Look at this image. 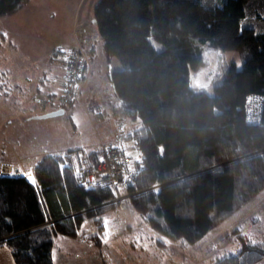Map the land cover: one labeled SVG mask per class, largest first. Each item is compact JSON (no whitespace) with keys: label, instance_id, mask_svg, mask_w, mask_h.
Here are the masks:
<instances>
[{"label":"trees","instance_id":"trees-1","mask_svg":"<svg viewBox=\"0 0 264 264\" xmlns=\"http://www.w3.org/2000/svg\"><path fill=\"white\" fill-rule=\"evenodd\" d=\"M29 1L0 0V17ZM248 2L98 0L94 9L107 55L121 61L111 82L127 120L124 139L141 154L123 194L172 241L199 242L264 189V32L246 25L249 12L264 22V5ZM215 48L241 51L243 67L233 65L213 94L193 89L191 71ZM45 100L56 102L36 106ZM252 101L261 111L256 123L246 110ZM85 153L90 164L100 155ZM33 173L35 188L27 178L0 177V248H9L16 264H53L58 238L103 247V217L118 210L117 192L88 185L71 150L42 158ZM239 238V251L214 264H264V242Z\"/></svg>","mask_w":264,"mask_h":264},{"label":"rangeland","instance_id":"rangeland-1","mask_svg":"<svg viewBox=\"0 0 264 264\" xmlns=\"http://www.w3.org/2000/svg\"><path fill=\"white\" fill-rule=\"evenodd\" d=\"M226 1L204 0V4L207 7L223 6ZM250 1L251 4H255L256 9H259V5H264V0ZM97 4L98 0H30L17 14L0 17V71L5 73V77H0V148L3 147L4 151L12 147L23 150L24 143L31 142L35 137L39 143L45 141L46 151L47 145L55 149L60 145L70 148L84 138L88 142L92 139L98 142V129L90 123L91 120L96 121L91 106L98 102L100 106L108 109L107 105L100 104L103 100L100 99L102 93L105 94L104 100L109 102L108 104L117 99L111 74L112 70L120 68L121 61L106 53L104 39L100 36L99 28L94 21L93 13ZM256 16V13L249 12L246 25L256 27L258 33L264 32V22L261 23ZM262 16L264 17V14ZM77 31L84 32L90 41H93L95 49L93 57L97 60V66L93 68L94 76L91 74V77L93 83L95 79L98 86L91 83L87 93L84 95L77 93V98L73 101L74 109L70 107L64 114L49 118L48 123L41 120L38 129L30 130L23 123L27 111H21L20 108L30 105L35 96L38 100L60 101V95L49 97L58 78L55 67L60 66L53 58L56 55L61 60L67 51L75 47ZM152 42L155 44L154 40ZM156 46L161 48L159 44ZM59 49L63 51L60 52ZM204 55L202 67L191 71V86L195 90L207 91L210 94L214 93V87L224 80L233 65L241 69L245 62L241 51L215 48L204 51ZM114 63H118V67H115ZM46 73L55 77L52 80L50 78L41 80ZM23 85L34 89L35 93L37 89L40 92L29 97L23 96L22 90L21 94V91H17ZM246 108L247 112L251 111L252 116L260 115L257 102H250ZM107 109L105 112L102 111V114L99 113L101 117L103 115L108 117ZM126 121L124 117L122 123L125 124ZM38 149L42 150L39 147ZM129 150L134 158H138L137 151ZM86 151L90 150H73L75 157L76 152L86 156ZM121 193L123 194V190ZM117 209L107 213V217L113 219L119 226V231L112 237L109 245L93 248L80 238L62 237L60 239L71 243L60 241L59 247L55 248L56 261L72 263L76 256L85 262L88 261L89 264H214L218 257L239 251L241 248L239 235L254 242H264V189L250 201L236 208L233 213L226 215L211 232L193 244L182 240L172 241L153 230L130 201L122 202ZM136 235L142 237L141 244L135 243ZM144 243L149 246L147 250L142 246ZM57 251L61 252L60 256ZM84 261L83 263L87 264Z\"/></svg>","mask_w":264,"mask_h":264},{"label":"built area","instance_id":"built-area-1","mask_svg":"<svg viewBox=\"0 0 264 264\" xmlns=\"http://www.w3.org/2000/svg\"><path fill=\"white\" fill-rule=\"evenodd\" d=\"M76 45L65 53L63 59V66L65 68V80L63 93L60 101L53 100L41 101L39 108L45 110L46 107L51 108H68L69 105L77 98V93L86 80L90 68L91 60L89 55L90 38L84 33L77 31ZM62 52V49H59ZM97 117L103 121L104 115ZM258 117L251 115L250 121L255 122ZM124 117L117 116L118 125L121 127L124 123ZM128 144L124 139V132H120L114 142L104 143L99 146L98 151L100 155L96 162L90 164L83 153L76 152V162L81 170V175L85 177V181L90 186H97L102 189L110 188L117 192L118 199L124 201L128 197H122L121 191L129 187L131 179L135 176V169L133 170V163L139 162L141 154L138 150V158H134L130 151H128ZM23 177L26 178L24 172L16 165L1 160L0 161V177Z\"/></svg>","mask_w":264,"mask_h":264},{"label":"crops","instance_id":"crops-1","mask_svg":"<svg viewBox=\"0 0 264 264\" xmlns=\"http://www.w3.org/2000/svg\"><path fill=\"white\" fill-rule=\"evenodd\" d=\"M74 32H75V29H74ZM73 36L75 38V34ZM75 44H76V38H75ZM90 45L91 46L89 47V49H90L89 52L91 53L92 68H90V71H89V74H88L86 80L82 83L83 85L79 89L78 95L81 94V93H82V95H84L85 93L88 92V90H90L91 83L93 85L96 83L95 79H94L95 83H93V81H92L93 79L91 77V74H92V76H94V69L93 68H95L97 66V60H96V58L93 57L95 49L93 47V41L92 40L90 41ZM54 59L57 62L60 63V66L59 67H55V68H57V72L55 74H58V78L55 80L54 90L51 91L52 94L49 97H53V95H55V96L56 95H60L61 96V94L63 93V87H64L63 83H64L65 76H66L65 68L63 66L64 57H62V59L60 60L59 56L57 57L55 55L53 60ZM110 60L111 59H109V62H110ZM118 65H119L118 63H114L115 67H118ZM52 73H53V71H52ZM46 74L47 75L41 80H44L46 78H50L52 80L55 77V75L51 76V74H48V73H46ZM0 76H4L5 77V73L3 71L2 72L0 71ZM17 81H19V80H17ZM37 84H39V83L37 82ZM97 86H98V84L96 83V87ZM21 90L23 91V93H22ZM26 90L28 91V93H26ZM17 91L18 92L21 91L20 94L22 93L23 96H27V97H29L30 95H33V94H36V93L40 92L37 89V91L35 93L34 89L31 90L30 88L25 87L24 85L21 86V88L17 89ZM114 94H115V92H114ZM104 95L105 94L102 93V96H101L100 99H103V100H102L101 103L100 102L99 103L101 105L102 104L107 105L108 109L100 106L98 104V102H95V104H93L91 106V108H93L92 110L90 109L94 113V119L96 118V121L94 120V122H93L91 120L90 123L93 124V127L95 129H98V135H97V137H98L97 141L98 142H96L94 139L89 140L90 142H88L84 138L81 142L80 141L77 142L74 146H72L70 148L60 145V146H58L57 149H55V148L51 147L50 145H47L46 146L47 151H46L44 149V144H45L44 142L45 141H42L41 143H39V142H37V138L35 137V138H33L34 140H32L31 142H25L24 143L23 150H17L15 147H12V149H8L7 148L4 151L3 147L0 148V160L2 159V160H5L7 162L14 163L17 167H19L21 169L22 172L27 173V171H32L33 172V169L35 168L36 163L39 162L42 158L46 157L47 155H58V154L70 152V150L71 151H73V150H81V149H84V150H91V149L92 150L93 149L98 150L100 145H102L104 143L114 142L116 136L120 132L124 131V133H125V131H126V128L124 129L122 126L120 127L121 128L120 129L119 126H118V122H117V116L119 115L118 111H119V108L121 106L120 105L121 102L118 99V97L116 96L117 99H114V102L110 103L111 104L110 105V104H108L109 102L104 100L105 99ZM37 100L38 99L35 96V98H33V102H30V105L22 106L20 108L21 111L22 110L27 111V114L23 117V123H25L26 126L28 128H30V130L36 129L37 126L39 125V123L41 122V120H46L45 121L46 123L50 122L49 118H45L44 119V115L45 114L42 115L41 112L43 113V111H41L36 106ZM74 105L75 104H73L71 106V109L75 108ZM106 109L108 110V113H107L108 117L105 116L106 117L105 119L107 121L106 122L103 121V123H102V122H100V119L97 117L96 114H99V113L102 114V111H104ZM104 112H103V114H105ZM45 113H47V111ZM76 131H77V129H76ZM76 134H79V132H76ZM127 144L129 145L128 146V151H130L129 149H132L133 151H137L138 152V150L136 149L137 146L135 145L134 142L127 141ZM38 147L41 148L42 150H39ZM21 151H23V152H21ZM61 240L62 239H60V238H58L56 240L55 246L57 248L59 247L58 244L60 243ZM64 240H62V241H64ZM66 241L67 240H65V242ZM66 243H71V242L68 241ZM88 245H90V247L95 248L93 245H91L89 243H88ZM57 254L60 256L61 252L58 253V251H57ZM74 257H75V259L72 261V263H70V262L69 263H65V262L55 261V264H84L83 263L84 260L82 258H78L76 256H74ZM85 263L89 264L88 261H86ZM0 264H16L15 260L12 257L11 250L9 248H7V247L0 248Z\"/></svg>","mask_w":264,"mask_h":264},{"label":"snow or ice","instance_id":"snow-or-ice-1","mask_svg":"<svg viewBox=\"0 0 264 264\" xmlns=\"http://www.w3.org/2000/svg\"><path fill=\"white\" fill-rule=\"evenodd\" d=\"M6 36H7V34H5V37ZM61 173H63V167L61 168ZM25 175H26L27 180L32 184V186L34 188L38 186L37 178L32 171H27V173H25ZM102 222H103V234L100 237V239H101V242L103 244L109 245L112 237L115 236L116 233L119 231V226L113 219H111L107 216L103 217ZM87 224H88V222L85 221L84 224L81 225V228L82 229L86 228ZM77 234L80 235L82 233L78 232ZM141 239H142V237L140 235H136L135 236V243L141 244ZM142 246L145 248V250H147L149 247L148 244H146V243L142 244ZM52 260H53V264H55V261H56L55 250L53 251V254H52Z\"/></svg>","mask_w":264,"mask_h":264},{"label":"water","instance_id":"water-1","mask_svg":"<svg viewBox=\"0 0 264 264\" xmlns=\"http://www.w3.org/2000/svg\"><path fill=\"white\" fill-rule=\"evenodd\" d=\"M65 113V110L64 109H59V110H56L54 112H49V113H46L44 115V119L45 118H55L57 117L58 115H62Z\"/></svg>","mask_w":264,"mask_h":264},{"label":"bare ground","instance_id":"bare-ground-1","mask_svg":"<svg viewBox=\"0 0 264 264\" xmlns=\"http://www.w3.org/2000/svg\"><path fill=\"white\" fill-rule=\"evenodd\" d=\"M248 113H249V117H250V112L248 111ZM135 169V164L133 163V170ZM120 196H122V197H124V195H120ZM125 201V200H124ZM124 201H122V200H120V199H117V200H115L114 202L115 203H122V202H124Z\"/></svg>","mask_w":264,"mask_h":264}]
</instances>
